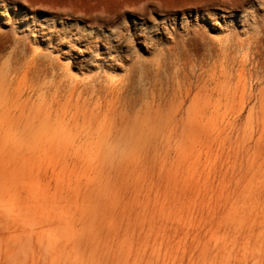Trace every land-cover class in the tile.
<instances>
[{
  "label": "rangeland",
  "instance_id": "rangeland-1",
  "mask_svg": "<svg viewBox=\"0 0 264 264\" xmlns=\"http://www.w3.org/2000/svg\"><path fill=\"white\" fill-rule=\"evenodd\" d=\"M24 231L19 264H264V0H0Z\"/></svg>",
  "mask_w": 264,
  "mask_h": 264
},
{
  "label": "bare ground",
  "instance_id": "bare-ground-1",
  "mask_svg": "<svg viewBox=\"0 0 264 264\" xmlns=\"http://www.w3.org/2000/svg\"><path fill=\"white\" fill-rule=\"evenodd\" d=\"M56 221L55 218H52V217H44V218H41L40 220H35L33 221V223H30L28 222L27 225L30 227V231L33 229L32 226H36V224H42V225H46V226H51L54 222ZM30 231H24L22 233H20L18 236H15L14 237V242H15V245L17 244V247H16V252L15 250H12L11 248H8L6 245H5V251L2 250V245L0 244V264H2V260H4L6 262V264H19V262L17 261V255L18 253H20L21 251H23L24 247L27 245V242H26V245H25V241L24 239H27L28 242H30L31 240V233ZM16 253V255H15ZM50 264H54V261L51 260V263Z\"/></svg>",
  "mask_w": 264,
  "mask_h": 264
}]
</instances>
